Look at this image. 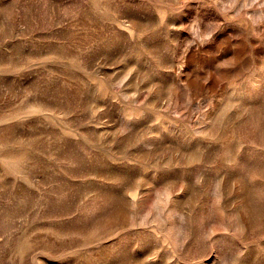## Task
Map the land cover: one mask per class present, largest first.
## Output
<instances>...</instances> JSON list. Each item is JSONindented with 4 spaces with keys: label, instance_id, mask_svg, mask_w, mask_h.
Masks as SVG:
<instances>
[{
    "label": "rangeland",
    "instance_id": "374dc122",
    "mask_svg": "<svg viewBox=\"0 0 264 264\" xmlns=\"http://www.w3.org/2000/svg\"><path fill=\"white\" fill-rule=\"evenodd\" d=\"M0 264H264V0H0Z\"/></svg>",
    "mask_w": 264,
    "mask_h": 264
}]
</instances>
